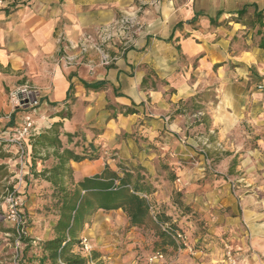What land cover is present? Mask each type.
<instances>
[{
	"label": "rangeland",
	"instance_id": "374dc122",
	"mask_svg": "<svg viewBox=\"0 0 264 264\" xmlns=\"http://www.w3.org/2000/svg\"><path fill=\"white\" fill-rule=\"evenodd\" d=\"M124 15L114 19L119 23L116 28L118 60L145 32L140 13L133 15L130 23L123 27ZM173 46L174 57L178 58L177 71L189 73V84L196 86L194 95H200L196 104L189 101L191 97L171 101L177 89L170 87V81L157 72L161 68L146 69H151L158 77V89H169L166 92L169 120L178 115L177 109L186 107L183 131L172 136L174 141L182 143L185 140L194 154L189 159L177 157L165 148L172 143L169 133H165L169 138L163 139L151 135L148 124L158 120L155 117L157 106L147 95L138 104L140 114L133 129L130 132L122 130L117 137L118 146L101 151V154L104 163L108 162L113 168L122 163L151 177L156 191L147 198L152 204L150 219L145 225L131 227L122 209L101 211L102 218L98 221L91 218L79 234L80 241L68 254L86 258L87 264H148L149 257L158 251L164 255L162 264H264V76L255 66L248 69L249 79L242 77L238 81L222 82L224 63H219L214 66L211 82L209 79L198 81L199 77L203 79L204 73L197 71V61L185 56L181 46ZM109 47L113 51V46ZM162 52L157 49L159 56ZM205 91H208L206 95ZM195 105H201V111ZM208 108L215 112L219 127L212 128L210 124L201 127L204 116L198 112ZM157 110L160 113V109ZM20 113L18 117L22 116V111ZM0 131L13 133L2 127ZM157 139L163 144L154 143ZM24 164L25 160L23 164L18 162L11 166L13 172L9 175L14 177L5 179L0 194V264H59L60 258L56 263L47 258L48 252L43 250L42 244L46 241L42 240L43 236L48 235L50 239L56 235L54 225L58 216L50 188L37 185L38 181ZM87 165L93 170L99 167L98 164ZM12 185L23 201V235L30 239V245L15 232L6 231L15 229L8 218L7 198ZM162 209L172 217L178 228L175 232L185 233L187 246L174 238L173 245H157L159 238L152 221L157 222L156 213ZM164 227L169 228V224ZM83 238L91 247L89 251L83 248ZM94 252L97 258H92Z\"/></svg>",
	"mask_w": 264,
	"mask_h": 264
},
{
	"label": "crops",
	"instance_id": "0c3cea01",
	"mask_svg": "<svg viewBox=\"0 0 264 264\" xmlns=\"http://www.w3.org/2000/svg\"><path fill=\"white\" fill-rule=\"evenodd\" d=\"M244 6H249L251 17L256 7L264 9V0H10L8 7L0 10V127L9 129L19 124L21 113L14 112L9 92L28 81L38 89L43 101L35 115L36 134L62 121L64 132L81 130L84 143L93 142L100 152L118 146L119 133L122 130L130 132L139 116L118 113L113 118L114 111L106 108L108 102L133 106L149 95L156 103L155 117H158L148 124L151 135L163 139L169 138L165 135L169 133L172 143L165 148L177 157L189 159L194 154L193 149L185 140L182 143L174 141L172 136L183 131L186 115L178 114L168 119V87L144 92L141 83L146 68H161L157 72L170 81V87L177 89L170 98L174 102L192 97L196 94V86L189 84L188 72L177 71L178 58L174 57L173 45L181 46L185 56L197 61V71L204 73L203 79L199 77L198 81L209 79L211 82L214 66L219 63H224L222 82H234L242 77L249 79L248 69L255 66L264 76V51L255 43L253 30L234 19ZM122 13L137 16L140 13L145 32L114 66L102 65L100 54L95 50L88 54L80 52L77 45L86 35L96 36L102 27ZM113 49L118 51L117 46ZM157 49L163 50L160 56ZM68 56L73 61H67ZM84 82L102 83V86L98 90L89 89ZM71 83L75 87L74 102L70 106L72 116L67 118L64 102ZM208 109L198 112L209 116L207 122H200L201 127L205 124L219 127L215 112ZM31 141L27 140L24 159L28 171L35 155ZM62 141L67 145L66 136H62ZM154 143L163 144L158 139ZM51 152V148H42L38 155L45 158ZM0 155V165H5L8 173L13 172L11 166L20 162L16 147L12 144L3 146ZM34 162L35 170L39 172L50 160L35 158ZM88 163L99 167L93 170ZM104 164L103 155L93 162H70L77 178L100 172ZM11 177L14 176L2 178L0 175V194L5 179ZM35 180L39 186H50L44 179ZM99 212L92 220L102 218ZM47 239L48 235L42 237V240Z\"/></svg>",
	"mask_w": 264,
	"mask_h": 264
},
{
	"label": "trees",
	"instance_id": "16d2710c",
	"mask_svg": "<svg viewBox=\"0 0 264 264\" xmlns=\"http://www.w3.org/2000/svg\"><path fill=\"white\" fill-rule=\"evenodd\" d=\"M249 6H244L238 11V22H242L250 30H253V39L257 46L264 51V9L258 10L256 7L253 16H249ZM225 23V21L223 22ZM223 23H218L219 25ZM114 66V65H112ZM154 72L148 69L141 83L144 90L156 89L158 86V77ZM85 87L98 90L102 83H86ZM75 87L71 83L66 101L67 115L70 118L72 112L70 106L74 102ZM208 91H205V95ZM199 94L194 95L189 101L198 102ZM199 98V102H200ZM188 100V99H187ZM201 109V105H195ZM108 110H113L112 117L118 113L124 115L140 114L138 105H113L108 102ZM201 111V110H200ZM186 107L177 109L176 114H184ZM13 115V114H12ZM207 120L204 115V121ZM63 122H55L50 128L34 135L31 138L34 159L30 170V175L34 179L40 178L50 183L51 199L53 207L56 210L58 219L54 225L55 236L42 242L43 250L48 252L47 258L56 263L59 258H64L66 264H87L88 260L80 255H69L68 251L80 240L79 234L84 231L85 227L91 221L92 216L98 211H115L122 209L129 221L131 227L145 225L152 211V204L148 196L156 191L154 181L149 175L144 174L141 170L128 168L122 163H118L113 168L108 162L100 172L91 176L77 178L74 168L70 165L71 161L81 162L84 160L94 161L102 156L98 152L93 142L88 145L84 143V137L81 130L64 132L62 130ZM96 133V132H95ZM66 136L67 145L62 141V136ZM7 140L0 139V150L3 146L10 145ZM51 148L52 152L46 157H40V149ZM1 156V155H0ZM6 156V155H5ZM35 158L50 160L48 166L41 171H37ZM1 177H8L9 173L5 165H0ZM174 180V176L171 177ZM14 191L13 185L9 187ZM157 222H153V227L157 231L159 240L157 245H173L175 243L172 234L178 229L172 222V217L167 215L165 209L157 211ZM169 224L168 230H163L162 225ZM1 228V227H0ZM6 229V228H5ZM7 232H15V229H6ZM22 241L28 245V238L22 235ZM98 254L94 252L92 258H97Z\"/></svg>",
	"mask_w": 264,
	"mask_h": 264
},
{
	"label": "built area",
	"instance_id": "2783aa9c",
	"mask_svg": "<svg viewBox=\"0 0 264 264\" xmlns=\"http://www.w3.org/2000/svg\"><path fill=\"white\" fill-rule=\"evenodd\" d=\"M9 2L10 0H0V10L6 9L9 5ZM123 14L125 15L121 20V25L126 26L128 23H130V18H133V14ZM118 24V20H113L108 25L102 27L96 36L86 35L78 43L77 48L82 54H88L90 50L97 51L100 54V63L107 67L110 65L112 66V64L118 60V51L115 52L114 49V52L110 51L109 46H113V48L114 46H117L118 37L116 38V36H118V29L116 30V28L118 27ZM66 60L69 62L73 61V59L69 56ZM9 98L14 112L22 111V116L18 125L6 129L13 131L12 134L7 131H0V139L7 140L16 147L20 162L23 164V160L27 153V140L36 135L38 122L35 119V115L42 105V96L36 87H34L30 82L26 81L15 86L9 92ZM7 200L10 204L8 218L13 221L17 237L21 238L25 233V219L21 210L23 201L20 196L16 195L15 190L8 195ZM162 228L166 231L168 230V228L164 227V225ZM172 236L177 241H181L183 245H188L186 241L187 236L185 233L179 231L173 233ZM17 244H20L19 240L17 241ZM83 244L84 250L89 251L91 247L86 238H83ZM163 258V253L158 251L149 257L148 264H162L161 261ZM59 264H66V262L60 258Z\"/></svg>",
	"mask_w": 264,
	"mask_h": 264
}]
</instances>
